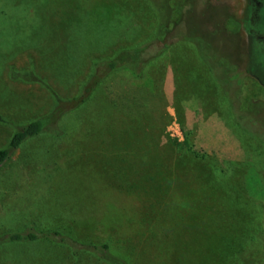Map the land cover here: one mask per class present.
Segmentation results:
<instances>
[{"label": "rangeland", "instance_id": "rangeland-1", "mask_svg": "<svg viewBox=\"0 0 264 264\" xmlns=\"http://www.w3.org/2000/svg\"><path fill=\"white\" fill-rule=\"evenodd\" d=\"M158 1L0 0V149L66 112L0 166V234L58 230L129 264H264V0H181L233 38L212 40L232 62L221 92L173 38L141 79L114 73L73 110L95 62L149 42ZM0 264L107 263L36 241L0 244Z\"/></svg>", "mask_w": 264, "mask_h": 264}, {"label": "trees", "instance_id": "trees-1", "mask_svg": "<svg viewBox=\"0 0 264 264\" xmlns=\"http://www.w3.org/2000/svg\"><path fill=\"white\" fill-rule=\"evenodd\" d=\"M167 1L168 0H160L157 2V6L160 9L159 14L157 12L158 22L152 36L148 39L149 42H143L132 48L120 49L111 57L97 61L93 64L88 83L82 87L79 94L80 99L77 101V105L73 109L74 111L80 105L84 104L88 98H91L101 83L114 73L127 72L134 78L141 79L145 69L169 49L171 39L173 38L178 40V42L187 43L193 48L197 59L205 66V71L211 77H215L214 83L221 92V83L226 79L224 77L226 76L225 72H227L226 68L228 66L232 67V62L222 61L221 63L215 61L217 60L218 55L216 53V47L214 46L215 44H212V40L218 36V39L222 42H230L233 38H227L218 26H214L215 28H212V30H207L206 28H203L204 25L202 24L203 30L199 31V27H197L199 21L197 16L194 15L192 6L191 10L189 9L190 7L184 9V4L191 0H185L184 4L181 3V0H176L172 5L173 8H171V10L168 9ZM226 22L228 23L229 20ZM206 58L213 60V67H217L219 72H215L212 66H209V64L207 65ZM218 59L221 60V56H219ZM233 66L236 67L238 73V80H236L235 85L242 86L244 78L241 76L243 74L240 73L238 69L239 66L236 63ZM245 72L248 73L246 70ZM21 77H24L28 81L34 79L31 73H27ZM224 98L230 109L227 108L231 111V103L228 98ZM238 106L242 109L239 101ZM73 110H70L69 112ZM55 113L56 111H53L49 115L16 127L7 145L3 149H0V166L10 159L11 155L23 142L44 133L52 137H58L62 132L59 128L60 122L62 117L66 115V112L60 113V115H56ZM238 129L241 130L240 127ZM250 136L256 138L254 135ZM256 139L259 141L258 138ZM260 144L262 145L261 142ZM182 145L185 146L186 143L183 142ZM36 241L48 242L66 247L74 254L82 250L85 251V253L94 255L97 259L102 260L107 264H129L124 259L111 254L106 244L95 245L91 243H80L58 230L42 231L28 227L16 232H5L0 234V244L32 243Z\"/></svg>", "mask_w": 264, "mask_h": 264}]
</instances>
